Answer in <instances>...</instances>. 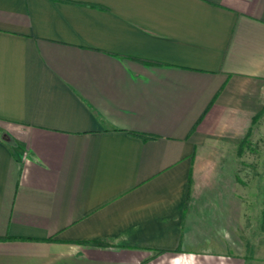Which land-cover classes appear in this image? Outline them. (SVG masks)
Listing matches in <instances>:
<instances>
[{"label":"crops","instance_id":"0c3cea01","mask_svg":"<svg viewBox=\"0 0 264 264\" xmlns=\"http://www.w3.org/2000/svg\"><path fill=\"white\" fill-rule=\"evenodd\" d=\"M262 129L264 0H0V264L259 263Z\"/></svg>","mask_w":264,"mask_h":264},{"label":"rangeland","instance_id":"374dc122","mask_svg":"<svg viewBox=\"0 0 264 264\" xmlns=\"http://www.w3.org/2000/svg\"><path fill=\"white\" fill-rule=\"evenodd\" d=\"M256 138H257V143H256V147H254V148H255V150L257 151L258 154H261L263 156L262 161L261 162L259 161L258 164H257V167H258V170L256 172L257 175L255 174L256 176L254 177V181L258 182L257 187L258 186H260V187H258V188L256 187V190L250 188L251 191H250V194L247 195L246 202H250V203L256 204L257 207H258V210H257L258 214L256 213L257 214L256 217H252L251 218L252 221L256 222V229L258 230L259 226H257V225H259V221L261 219V217H260V212H261L260 208H261L262 201H264V199H263L264 198V187H261L262 182L264 183V130L263 129L257 131ZM261 171H262V173H261ZM255 212L256 211L253 210V213H255ZM253 218H254V220H253ZM258 235L259 234H256L254 236L252 235L251 238L254 239L256 237V239H259ZM247 245H249V244H247ZM250 247H251V250H252L253 246L251 245ZM242 250L243 249L241 248V251ZM249 252H248V250H243L242 254H249ZM251 252H252L251 254L257 255V257H258L259 253H258L257 250H255L253 248V250ZM251 254H249V255L252 256ZM263 256H264V254L262 255V253H261V257H259V260H261V259L262 260L259 261V263H257V264H264ZM247 261L248 262L253 261L251 264H255V262H256L255 259H250V258L249 259L247 258Z\"/></svg>","mask_w":264,"mask_h":264},{"label":"trees","instance_id":"16d2710c","mask_svg":"<svg viewBox=\"0 0 264 264\" xmlns=\"http://www.w3.org/2000/svg\"><path fill=\"white\" fill-rule=\"evenodd\" d=\"M142 136V135H141Z\"/></svg>","mask_w":264,"mask_h":264}]
</instances>
